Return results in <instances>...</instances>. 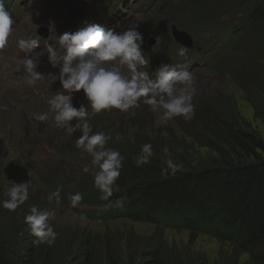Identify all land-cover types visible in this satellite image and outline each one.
I'll return each instance as SVG.
<instances>
[{"label": "trees", "instance_id": "trees-1", "mask_svg": "<svg viewBox=\"0 0 264 264\" xmlns=\"http://www.w3.org/2000/svg\"><path fill=\"white\" fill-rule=\"evenodd\" d=\"M175 12L179 13L177 24L181 28L195 34L208 33L213 39L228 37L222 59L229 58L227 70L238 88L250 94L252 89L264 85V0H184ZM164 28L162 42L167 44L171 37ZM255 34L259 41L252 44L253 48L246 58L226 53L227 48L233 45L240 47L238 43ZM192 119L190 124H181L179 135L194 144H208L206 133L202 130L208 128L211 131L213 125L220 124L221 120L212 121L205 110L199 108ZM196 119L204 129L193 126ZM135 126L138 129L118 127L107 120L92 125L94 132L110 134L112 139L106 147L114 148L125 157L117 180L119 191L109 198L127 197L123 208L102 207L106 202L101 200V193L93 186L92 175L78 182L70 177L59 180L54 173H48L53 181L44 178L43 182L49 194L61 187V194L66 200L69 194L81 192V209L74 208L79 216L99 221L127 219L152 224L149 243L138 240L129 231L120 235L112 234L110 229L102 234L73 229L69 234L62 229L51 247L34 246V238L31 240L30 237L24 242L20 259L16 260L6 242L12 212H4L3 209L0 211V264H223L221 261L208 263L205 259L197 262L190 258L170 260L172 254L163 237L166 229L213 237L226 245L229 259L234 263L246 255L243 264H264V156L254 152L258 149L264 154V140L225 126L227 137L234 138L239 151L223 156L216 164L198 166L191 164L185 147L181 146L182 151H176L178 147L171 137L165 144L152 141L145 136L142 126ZM117 135L122 139H116ZM145 143L153 145L155 154L149 163L137 167L133 157L140 153ZM180 143L185 145L186 141ZM165 146L169 147L171 158L182 165L175 175L167 178L161 176V170L166 167ZM35 193L32 200L29 198L26 201L25 216L33 205L49 207V194L43 190L38 191V195ZM5 198L1 190L0 200ZM1 222L5 225L7 222L3 229Z\"/></svg>", "mask_w": 264, "mask_h": 264}, {"label": "rangeland", "instance_id": "rangeland-1", "mask_svg": "<svg viewBox=\"0 0 264 264\" xmlns=\"http://www.w3.org/2000/svg\"><path fill=\"white\" fill-rule=\"evenodd\" d=\"M20 1L17 3L13 0L12 10L16 17L15 23L14 17H12L13 33L8 46L1 51L0 55V192L2 190L4 194L8 181L16 183L30 181L29 198L32 200L36 195L35 191L37 195L41 190L49 194L47 185L43 182L44 178L50 182L53 181L49 178L48 173H54L55 178L59 180L70 177L82 182L89 179L91 172L85 169H91V157L75 147V140L80 136L78 131L68 135L66 130L55 127L51 113L49 120L45 123L38 122L33 118L34 114L48 111L49 106L46 100L58 89H61L56 76L59 69L47 63L39 64L37 70L46 75L45 79L38 81L34 87L27 86L19 67V64L23 65L24 63V58L21 56L25 53L19 50L16 44L20 38L35 36L37 26L50 30L49 36L44 38V42H48L50 38L53 39L52 29L56 21L66 14L68 9L81 7L80 0ZM128 1L123 12H119L117 17L112 18L109 28H115L117 32L126 30L128 27L136 28L143 35L144 45L142 47L148 46L150 36L157 40L156 45L148 48L150 55L163 56L165 58L162 61L163 64L184 63V59L177 55L178 49L172 43H161L164 27L169 31V29L172 30L173 24L177 26L179 13L175 11L182 6L184 0H155L149 5L146 4L142 9L136 5L139 0ZM97 18L95 15L88 21L78 18L67 21V23L76 26V30H73L75 32L85 27L86 24L97 23ZM170 23L171 25H169ZM118 24L119 27H117ZM242 25L244 26V24ZM257 37V34L251 35L247 40L238 43L240 47L233 45L225 51L230 56L244 59L252 50V44L259 41ZM194 44L204 49L209 48L207 40L202 36H199L198 39L195 36ZM222 55V53L212 54L209 52L207 61H198L190 69L195 77L196 93L193 97L195 110L197 108L205 110L212 121L221 120L220 124L213 125L211 131L208 128L202 130L206 133L208 144H194L179 135L181 124H190L193 119L186 121L182 117H175L167 123H163L161 120L162 110L154 112L145 104H141L139 108L132 109L127 113H121L115 109L102 112L92 117L91 124H102L104 120H107L118 127L131 126L138 129L135 126L137 124L143 127L145 136H148L152 141H161L163 144L171 137L174 145L180 149L183 146L188 151L187 157L190 158L191 164L198 166L216 164L223 156H230L233 151H239L235 147L234 138L227 137L225 126L237 128L242 134L257 135L264 140V85L252 89L250 94L243 92L237 87L227 70L228 65L226 66V64L229 58L222 59ZM142 70L145 69L142 68ZM124 71L127 70L124 69ZM73 96L74 106L78 108L83 103L87 107L83 90L74 93ZM5 105L7 106L6 110L3 107ZM199 122L196 119V124L193 126L196 129H204ZM180 137L186 141L185 145L180 143L183 141ZM176 139H180V142ZM254 152L261 157L264 156L258 149H255ZM25 204L26 202L12 212L6 231L8 232L7 247L9 251L14 252L16 260L20 259L24 242L30 237L31 240L34 238L24 223ZM49 207H54L56 210V218L52 223L58 233H61L62 229L69 234L73 229L99 234L110 229L112 234L119 233L120 235L129 231L138 240L143 239L144 243H149L150 235L153 232L152 224L127 219L99 221L79 216L74 212V208L70 207L69 200H66L63 194H61L59 204L53 200L51 204L49 203ZM3 209L0 207V211ZM5 211L8 210L5 209ZM82 217L84 218L82 219ZM12 221L13 224H11ZM4 223L1 222L2 229L7 226V222L6 225ZM163 237L172 254L169 256L170 260L173 261L190 258L194 262L205 259L208 263L221 261L223 264H243L247 257L243 255L234 263L229 259L226 245L208 235L190 233L186 230L166 229Z\"/></svg>", "mask_w": 264, "mask_h": 264}, {"label": "clouds", "instance_id": "clouds-1", "mask_svg": "<svg viewBox=\"0 0 264 264\" xmlns=\"http://www.w3.org/2000/svg\"><path fill=\"white\" fill-rule=\"evenodd\" d=\"M5 4L6 0H0V50L8 46L9 37L13 33V20ZM41 39L39 35L20 38L16 44L19 50L28 54L40 46ZM57 40L62 52L51 45L47 46V52L51 66L59 69L56 76L61 89L46 100L48 111L34 114L33 118L45 123L51 113L55 127L66 130L68 135L79 131L81 135L75 140V147L91 157V169L85 170L91 172L93 186L101 193V200L106 202L102 207L123 208L127 197L121 196L115 200L109 198L119 191L117 180L125 157L114 148L106 147L112 136L104 131L94 132L90 122L92 117L113 109L127 113L145 104L154 112L162 110L163 123L175 117L191 120L195 116L194 73L188 70L186 63L161 64L155 71L153 68L154 72L149 71L146 67L148 59L143 54V35L136 28L117 32L115 28L105 29L99 24L90 23L75 32L63 33ZM187 53L188 48L181 46L177 55L186 60ZM38 66L36 58L25 55L23 80L27 86L34 87L38 81L45 79L46 75L37 70ZM81 90L87 107L81 103L77 108L73 104V94ZM3 107L6 110L7 106ZM116 139L122 137L117 135ZM176 151L182 149L177 148ZM163 153L166 167L161 170V176L167 178L175 175L182 165L171 158L169 147L165 146ZM154 154L151 143L143 144L140 153L133 157L136 166L143 167ZM29 187L30 181H8L4 192L6 198L0 200V207L16 211L29 199ZM61 191L62 188L57 187L48 195L50 204L53 200L56 204L61 202ZM67 199L71 208H77L83 201V194H69ZM55 218L54 207L31 206L24 217V223L34 237V246L51 247L55 244L59 236L52 223Z\"/></svg>", "mask_w": 264, "mask_h": 264}, {"label": "water", "instance_id": "water-1", "mask_svg": "<svg viewBox=\"0 0 264 264\" xmlns=\"http://www.w3.org/2000/svg\"><path fill=\"white\" fill-rule=\"evenodd\" d=\"M70 13L74 12L71 11ZM172 27L173 28L171 30V34L173 35V37L180 42L188 44L191 40V37H189L184 31L179 30L175 24H173Z\"/></svg>", "mask_w": 264, "mask_h": 264}, {"label": "bare ground", "instance_id": "bare-ground-1", "mask_svg": "<svg viewBox=\"0 0 264 264\" xmlns=\"http://www.w3.org/2000/svg\"><path fill=\"white\" fill-rule=\"evenodd\" d=\"M42 17V16H41ZM21 84V83H20Z\"/></svg>", "mask_w": 264, "mask_h": 264}]
</instances>
